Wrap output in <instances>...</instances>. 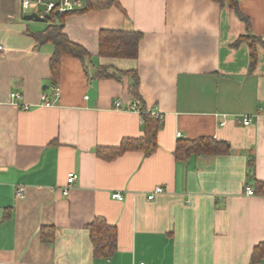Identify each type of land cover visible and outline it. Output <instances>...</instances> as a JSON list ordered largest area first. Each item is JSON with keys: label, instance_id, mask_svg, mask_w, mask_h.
Masks as SVG:
<instances>
[{"label": "crops", "instance_id": "obj_1", "mask_svg": "<svg viewBox=\"0 0 264 264\" xmlns=\"http://www.w3.org/2000/svg\"><path fill=\"white\" fill-rule=\"evenodd\" d=\"M44 9L0 0V264H264V0H115L62 15L87 56L63 55L54 88L48 23L24 17ZM103 30L140 33L136 56L100 55ZM144 111L162 117L155 151L104 157L143 136ZM199 138L227 147L176 159L178 141ZM95 218L116 228L108 258L94 256Z\"/></svg>", "mask_w": 264, "mask_h": 264}, {"label": "trees", "instance_id": "obj_2", "mask_svg": "<svg viewBox=\"0 0 264 264\" xmlns=\"http://www.w3.org/2000/svg\"><path fill=\"white\" fill-rule=\"evenodd\" d=\"M115 0H86L82 10L104 8L111 5ZM229 7L236 8V0H214ZM81 10V11H82ZM68 14V13H67ZM65 14L45 16L48 25L42 32L40 40L51 42L54 51L50 58L52 87L56 86L59 78L60 59L63 55H72L83 59L87 56L86 50L71 42L62 32V25L54 22V19ZM40 37V36H39ZM141 34L138 32H120L103 30L99 34V54L109 57H135ZM253 40L251 39V43ZM253 55V54H252ZM99 76L110 77L105 70L99 71ZM135 77V76H134ZM136 78L132 91L136 93ZM143 136L139 138H125L117 147L104 149V157L113 159L126 151H138L144 155H150L157 147V134L161 120L150 111H144L141 118ZM227 144L217 142L211 138H199L196 140H180L175 149L176 159H186L193 154H215L225 150ZM261 191L264 192V182L260 183ZM89 236L93 246L94 256L108 258L117 248V232L114 226H110L103 218H95L88 224ZM256 254L264 250V241L256 246ZM254 249V251H255ZM255 252H253L254 254ZM257 256V255H256ZM256 256H253L256 258Z\"/></svg>", "mask_w": 264, "mask_h": 264}, {"label": "built area", "instance_id": "obj_3", "mask_svg": "<svg viewBox=\"0 0 264 264\" xmlns=\"http://www.w3.org/2000/svg\"><path fill=\"white\" fill-rule=\"evenodd\" d=\"M86 0H20V6L23 10L33 9L36 8L38 5L43 4L45 6L44 12L45 16H48L51 14L52 11H57L58 14H67V13H73L78 12L84 8ZM3 52V46L0 44V56ZM21 98V95L16 92H11L10 94V101L16 103L17 100ZM42 100L44 101V104L46 106L51 105L50 102L46 100L45 94L42 96ZM116 106H119L120 103L116 102ZM23 109H27V106L25 104L19 105ZM134 106V105H133ZM154 115H157L160 120H162V117L155 112H152ZM242 123L244 125H249L251 123V118L249 116H245L242 118ZM180 134L178 133V136ZM78 175L75 172H68L66 176V185L62 190V194L66 195L69 191V188L74 184V182L77 180ZM16 193L18 196L24 195L23 188L19 187L16 190ZM163 193V188L160 186L155 187L151 192H149L146 197L148 200H153L155 196ZM246 193L248 195H253L254 191L250 188L246 189ZM113 198H116L118 200H122L123 196L120 192H114L112 194ZM143 264V263H141Z\"/></svg>", "mask_w": 264, "mask_h": 264}, {"label": "water", "instance_id": "obj_4", "mask_svg": "<svg viewBox=\"0 0 264 264\" xmlns=\"http://www.w3.org/2000/svg\"><path fill=\"white\" fill-rule=\"evenodd\" d=\"M55 14L58 15V12L55 11ZM24 17L27 19L33 18L36 21H45L46 20L44 17H41L40 15H38V13L36 11L25 14Z\"/></svg>", "mask_w": 264, "mask_h": 264}, {"label": "rangeland", "instance_id": "obj_5", "mask_svg": "<svg viewBox=\"0 0 264 264\" xmlns=\"http://www.w3.org/2000/svg\"><path fill=\"white\" fill-rule=\"evenodd\" d=\"M5 1V0H4ZM6 1H8V0H6Z\"/></svg>", "mask_w": 264, "mask_h": 264}]
</instances>
